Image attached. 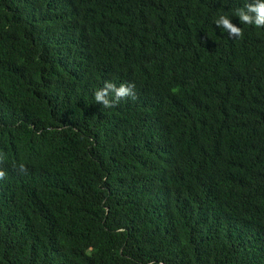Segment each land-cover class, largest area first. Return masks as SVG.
<instances>
[{
    "label": "trees",
    "instance_id": "obj_1",
    "mask_svg": "<svg viewBox=\"0 0 264 264\" xmlns=\"http://www.w3.org/2000/svg\"><path fill=\"white\" fill-rule=\"evenodd\" d=\"M244 3L0 0V264H264V28ZM83 63L134 96L87 102L67 86Z\"/></svg>",
    "mask_w": 264,
    "mask_h": 264
},
{
    "label": "clouds",
    "instance_id": "obj_2",
    "mask_svg": "<svg viewBox=\"0 0 264 264\" xmlns=\"http://www.w3.org/2000/svg\"><path fill=\"white\" fill-rule=\"evenodd\" d=\"M235 15L239 18L241 24L264 28V0H245L243 7L239 8ZM214 23L222 28L229 37L240 38L243 36V29L235 25L227 14L220 15ZM177 52L180 53V49ZM84 64L76 67L75 81L67 84V86L83 90L87 102H97L95 104L99 108L105 109L113 107L121 99L134 96V84H121L117 87L115 84L110 83V79L104 80L96 72H93L90 64L86 66ZM20 170L24 171L23 164L20 165ZM5 175L4 171H0V179H3Z\"/></svg>",
    "mask_w": 264,
    "mask_h": 264
}]
</instances>
